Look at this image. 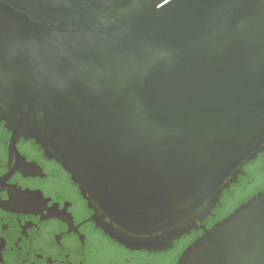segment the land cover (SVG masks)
Returning <instances> with one entry per match:
<instances>
[{
	"label": "water",
	"instance_id": "water-1",
	"mask_svg": "<svg viewBox=\"0 0 264 264\" xmlns=\"http://www.w3.org/2000/svg\"><path fill=\"white\" fill-rule=\"evenodd\" d=\"M0 122L126 248L264 264V191L204 225L264 152V0H0Z\"/></svg>",
	"mask_w": 264,
	"mask_h": 264
},
{
	"label": "flooded vegetation",
	"instance_id": "flooded-vegetation-1",
	"mask_svg": "<svg viewBox=\"0 0 264 264\" xmlns=\"http://www.w3.org/2000/svg\"><path fill=\"white\" fill-rule=\"evenodd\" d=\"M263 167L264 152L244 166L220 199L221 216L264 191ZM92 217L71 175L35 140H13L0 122V264H170V250L128 249Z\"/></svg>",
	"mask_w": 264,
	"mask_h": 264
},
{
	"label": "trees",
	"instance_id": "trees-1",
	"mask_svg": "<svg viewBox=\"0 0 264 264\" xmlns=\"http://www.w3.org/2000/svg\"><path fill=\"white\" fill-rule=\"evenodd\" d=\"M262 175L264 176V169H262ZM218 207H219V205L213 210V214L218 215V218H216L213 221V219H212V217L214 216L213 215V216L208 217L207 220L205 221V225H207V227H209V228L212 227L214 225V223L224 219V217L227 215V214H225V215L221 216V214H224V211L223 210L218 211L217 210ZM201 234H202V232L192 231V233L190 235H185L180 240L175 241L174 247L170 250V264H176L178 258L180 257L182 252L185 250V248L187 246H189Z\"/></svg>",
	"mask_w": 264,
	"mask_h": 264
}]
</instances>
